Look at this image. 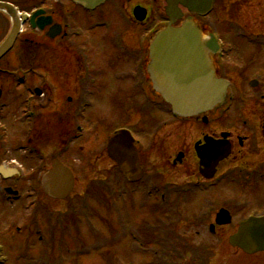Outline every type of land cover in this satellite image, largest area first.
Returning <instances> with one entry per match:
<instances>
[{
	"label": "flooded vegetation",
	"instance_id": "af4514ba",
	"mask_svg": "<svg viewBox=\"0 0 264 264\" xmlns=\"http://www.w3.org/2000/svg\"><path fill=\"white\" fill-rule=\"evenodd\" d=\"M48 1L11 3L27 14V20L10 51L17 62L10 68L0 62V73L3 69L20 71L8 74L5 85L10 94L2 95L4 103L0 100V203L13 213L16 210L24 214L21 224H38L40 218L42 226H47L43 176L54 161L66 165L65 152L74 151L80 159L82 153L96 148L98 132L81 122L89 107L84 103L96 84L99 87L94 95H101L102 88L101 96L114 90V94L134 104L136 114L131 120L140 127L139 138L131 128L116 129L129 130L135 139L143 177L132 185L106 155L105 147L113 132L98 134L103 135L99 149L110 164L104 181L114 182L112 179L117 178L118 183L131 186L134 194L141 196L133 202L140 203L138 209L145 215L137 219L141 221L137 259L142 255L143 264H264V253L248 256L228 244L242 222L264 216V209L259 211L251 205L248 192L231 195L219 191L226 179L254 183L264 178V112L258 116L257 131L246 136L224 126L209 129V125L224 122L218 109L206 115L205 123L203 116L183 119L162 109L163 101L152 89L146 68L151 41L168 22L166 0H107L91 12L71 0ZM181 12L188 17L184 10ZM0 19L4 22L3 28L0 26L1 41L7 35L9 19L4 14ZM56 27L60 35L49 39V31ZM39 67L44 74L38 72ZM113 67L120 70L115 81L108 73ZM21 85L29 87L27 95L21 94ZM140 111L143 118L138 115ZM224 134L230 155L217 163L214 176L208 179V172L200 165V154L208 155L206 139L216 141L210 143L213 147L218 146ZM224 170L229 173L225 175ZM85 178L88 182L101 180ZM220 210L229 215L227 225L216 222ZM124 214H129L127 208ZM17 229L16 223L10 227Z\"/></svg>",
	"mask_w": 264,
	"mask_h": 264
},
{
	"label": "rangeland",
	"instance_id": "374dc122",
	"mask_svg": "<svg viewBox=\"0 0 264 264\" xmlns=\"http://www.w3.org/2000/svg\"><path fill=\"white\" fill-rule=\"evenodd\" d=\"M48 2L56 3V0H49ZM215 12H217L218 16L213 14L212 17L208 19L210 25L206 21L201 23L203 30H205L203 31V35L206 37L210 27L213 26L226 44L230 45L232 48L233 53L227 58L225 70L222 68L218 69V73L226 76L232 83V93L231 97L229 96L232 98V102H230V104L228 103L230 108L226 107L223 109V124L209 125V129H216L220 126H224V129L247 136L257 131L260 125V118L258 119V116H261V113L264 112V94L260 95V93H264V49L256 43L250 45L244 38L238 37L236 32L241 31L264 37V0H245V2L241 3H237L236 0H216ZM259 39L260 37L256 38V40ZM38 61L42 62L41 60ZM14 62H17L16 55L11 54L5 60V66L10 68ZM232 67H237L239 69V74H234V70H231ZM108 70L113 81H115L117 77L119 78L120 70L117 67ZM10 72L15 73L17 71L10 69ZM38 72L42 74L45 73L42 67L38 68ZM252 79H256L259 82L255 90L248 86V82ZM7 81L8 75L1 72L0 85L5 91V94H9L8 86L5 85ZM98 87L99 86L95 84L93 86V91L90 92L91 96L87 97L86 103L89 105L85 114L87 117L81 121L86 124L89 129L91 125L98 132L95 135L97 138H95L96 148L92 152L82 153L80 159H78L79 156L74 153V151L69 154L65 152V159L63 161L68 167L70 166L76 178L75 190L68 198V201L57 204L50 202L51 205H48L50 210L54 211V213L58 212L57 210L59 207L57 206H60L62 214L67 216H72L76 214V212L79 213L80 215L78 218L81 219V223H78L77 227L79 228H77V232L82 235L83 240L75 237L71 232V236L75 237L74 241H70L62 234L59 235L58 232H54L51 241V232L47 229L48 221L51 219L50 216H48L46 227H43L40 223V216L37 217L39 218L37 225L28 221L26 217L23 218L28 222L21 224V215L24 214L16 210H14L15 213H13L10 208L0 203V244L4 248L3 255H5L7 259V264L144 263L142 255H140L139 259H137L136 256L137 252L135 249L138 247V243L132 242L128 238L124 243H120V246L116 249H114L113 245L105 247V240L109 241V237L107 238L108 231L106 229L113 227L119 232L120 228L116 226L119 217H116L111 210H106L104 201H102V208L98 207L96 202L98 198L96 199L95 193H92L93 190L89 189L91 181L88 182L85 178L86 176L89 179L100 178L105 180L108 174L106 172L110 164L107 163L105 159L104 151L99 149V143L103 140V135H98L99 132L107 135L111 134L119 127H128L133 130L136 137H140V127L133 125L131 120L136 114L134 104L130 103L126 98L121 97L120 94H114V90L109 91L106 96H101L104 94V89L102 87L101 95H94ZM256 94H259L258 98L254 97ZM138 115L143 118V113L141 111L138 112ZM189 128L190 127L187 126V129ZM192 128L195 132L194 125ZM90 148H87V150ZM262 154L261 161L264 165V152H262ZM89 162L91 165H89ZM79 163L83 164L79 165ZM228 173L229 171L224 170L225 175ZM116 179L117 178L112 179L114 182H108L110 188L113 189V194H116L115 199L111 197L113 201L112 207L117 210L118 208H122V210L127 208V211H131L129 216L130 222H132L133 217L141 220L142 216L145 215L138 209L140 203L134 205L136 203L134 201H138V198L141 196L138 192L137 194H133V189L129 185L124 184V189L122 184L118 183L119 180L117 181ZM219 191L230 192L229 194L231 195L240 191L248 192L249 195H247V199L252 198L253 200L250 201L251 205L256 207L259 211L264 209V178H258L254 183L247 180L238 183L236 180L229 181V179H226L223 185L221 184ZM86 193H88V195H93V198L92 200L90 199V203H88L87 206H83L81 200L83 199V201H86ZM97 196H99V194H97ZM87 210L90 213L92 210L98 213L99 215H96L97 217L102 215L103 217H100L104 220L101 222L96 221L97 217H90ZM140 220L135 223H128L126 221L123 230L126 233H136L139 228H141V225L139 226L141 223ZM88 222L93 226L95 225V228L98 227L100 234L97 231L98 228H96L93 234L94 237L89 236L85 230L87 229V225H89L86 224ZM13 223H16L18 228H22V232L10 240L7 233H11L10 227ZM93 226H90L92 230H94ZM37 231H39L45 239L42 244H38L35 241ZM184 232L194 233L193 230H184ZM64 244H67V248L63 251L62 246Z\"/></svg>",
	"mask_w": 264,
	"mask_h": 264
},
{
	"label": "water",
	"instance_id": "95a60500",
	"mask_svg": "<svg viewBox=\"0 0 264 264\" xmlns=\"http://www.w3.org/2000/svg\"><path fill=\"white\" fill-rule=\"evenodd\" d=\"M86 9H93L105 0H73ZM166 14L169 20L167 28L153 41L150 51L148 73L157 91L171 107L173 113L181 117H191L210 111L224 101L226 83L214 78L207 60V52H216L212 42L203 45L200 33L192 19H187L180 27L172 28L181 14L176 9L180 4L190 14L205 16L211 8V0H167ZM0 11L6 12L12 20L11 31L0 45V59L8 52L18 33L19 23L14 9L0 3ZM56 34L50 35L54 37ZM132 141L125 132L117 133L108 143V154L118 165L119 171L129 181H136L142 173L137 167V158ZM210 155L214 147L207 142L205 147ZM219 156L206 157L200 154L202 165L208 173L213 172L216 164L228 156L225 146L216 151ZM215 155V154H214ZM72 188V178L68 171L59 165L46 176L43 191L51 198L63 199ZM224 212L217 216V222L227 224ZM230 244L248 254L264 251V219L250 220L240 226L238 233L230 238Z\"/></svg>",
	"mask_w": 264,
	"mask_h": 264
}]
</instances>
